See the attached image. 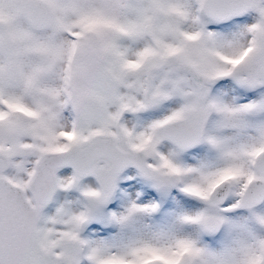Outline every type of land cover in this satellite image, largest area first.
Instances as JSON below:
<instances>
[{"label": "snow or ice", "instance_id": "6c2138e0", "mask_svg": "<svg viewBox=\"0 0 264 264\" xmlns=\"http://www.w3.org/2000/svg\"><path fill=\"white\" fill-rule=\"evenodd\" d=\"M0 264H264V0H0Z\"/></svg>", "mask_w": 264, "mask_h": 264}]
</instances>
